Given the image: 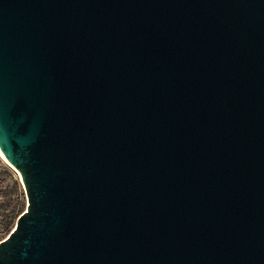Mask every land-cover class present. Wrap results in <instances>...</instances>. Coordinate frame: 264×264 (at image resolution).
Listing matches in <instances>:
<instances>
[{"label":"water","instance_id":"obj_1","mask_svg":"<svg viewBox=\"0 0 264 264\" xmlns=\"http://www.w3.org/2000/svg\"><path fill=\"white\" fill-rule=\"evenodd\" d=\"M0 264H264V0H0Z\"/></svg>","mask_w":264,"mask_h":264},{"label":"trees","instance_id":"obj_2","mask_svg":"<svg viewBox=\"0 0 264 264\" xmlns=\"http://www.w3.org/2000/svg\"><path fill=\"white\" fill-rule=\"evenodd\" d=\"M6 174H8V172H6ZM12 194L15 201L11 200ZM2 195H5L6 198L0 204V230L8 232L13 225L15 217L21 211L22 206L17 198L19 195L17 192V182L12 181L11 186H8L7 190L2 192Z\"/></svg>","mask_w":264,"mask_h":264},{"label":"rangeland","instance_id":"obj_3","mask_svg":"<svg viewBox=\"0 0 264 264\" xmlns=\"http://www.w3.org/2000/svg\"><path fill=\"white\" fill-rule=\"evenodd\" d=\"M6 172H8V174H6ZM12 181L17 182V192L19 194L17 198H18V202L22 204L21 206V211H22L25 208V197H24L22 187L19 183L17 173L0 155V204L6 198L5 195H2V192L6 191L8 186H11ZM11 200L15 201L13 194L11 195ZM0 213H1V210H0ZM6 234H7L6 231L0 230V239H2Z\"/></svg>","mask_w":264,"mask_h":264},{"label":"bare ground","instance_id":"obj_4","mask_svg":"<svg viewBox=\"0 0 264 264\" xmlns=\"http://www.w3.org/2000/svg\"><path fill=\"white\" fill-rule=\"evenodd\" d=\"M1 155V154H0ZM2 156V155H1ZM4 159V158H3ZM5 160V159H4Z\"/></svg>","mask_w":264,"mask_h":264}]
</instances>
